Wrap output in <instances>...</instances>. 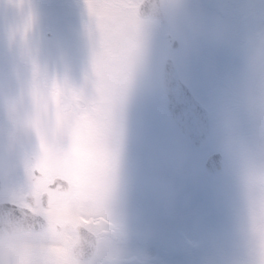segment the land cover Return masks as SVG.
<instances>
[{"label":"rangeland","instance_id":"1","mask_svg":"<svg viewBox=\"0 0 264 264\" xmlns=\"http://www.w3.org/2000/svg\"><path fill=\"white\" fill-rule=\"evenodd\" d=\"M138 1L0 0V143L17 147L12 155L0 151L8 185L0 201L20 192L35 168L60 175L71 181L74 199L85 201L68 216L115 219L113 264H158L141 214L148 185L169 170L199 176L208 156L220 152L224 170L210 178L226 227L185 235L179 244L191 253L206 250L207 264H238L241 254L264 264V160L236 132L242 98L228 78L238 65L215 17H259L264 0H163L167 27L138 18ZM168 34L179 42L175 51ZM216 54L227 57V67L200 100L210 112L212 141L196 151L167 116L163 63L171 57L190 87L197 64L214 72ZM56 209L54 202L50 212ZM31 245L28 236L27 253L0 246V264H62L40 248L30 253Z\"/></svg>","mask_w":264,"mask_h":264},{"label":"snow or ice","instance_id":"2","mask_svg":"<svg viewBox=\"0 0 264 264\" xmlns=\"http://www.w3.org/2000/svg\"><path fill=\"white\" fill-rule=\"evenodd\" d=\"M212 62L214 72L197 64L189 80L190 90L185 89L191 102V115L187 119L181 116L179 126L194 148L199 146L201 137L195 132L193 122L204 115L197 98L206 99L212 80L223 73L228 60L225 55L216 54ZM213 167L214 161L209 160L206 170L199 176L180 175L169 170L163 179L148 185L141 214L149 230L146 246L158 258V264H207L206 250L191 253L184 250L179 241L185 235L208 236L226 227V211L210 178Z\"/></svg>","mask_w":264,"mask_h":264},{"label":"clouds","instance_id":"3","mask_svg":"<svg viewBox=\"0 0 264 264\" xmlns=\"http://www.w3.org/2000/svg\"><path fill=\"white\" fill-rule=\"evenodd\" d=\"M215 17L224 25L220 39L232 51L238 65L228 78L229 84L242 98L236 110V132L249 152L264 160V15L241 20L217 11ZM210 127L213 126L210 124ZM16 150L11 143H0V151L8 155ZM0 190L7 191L8 185H0ZM10 210L17 211L15 208ZM237 259L238 264H253L252 254H241Z\"/></svg>","mask_w":264,"mask_h":264},{"label":"water","instance_id":"4","mask_svg":"<svg viewBox=\"0 0 264 264\" xmlns=\"http://www.w3.org/2000/svg\"><path fill=\"white\" fill-rule=\"evenodd\" d=\"M138 14L142 18H157L165 25L169 23V19L164 12L161 0H143L138 7ZM177 47L178 43L174 42L173 48L176 49ZM162 80L163 89L167 97L168 113L176 127L192 144L188 135L182 131L179 126L181 116H184L185 119H187L191 115V102L189 101L185 92V89L189 88L180 80L177 69L173 61L170 59L166 60L165 62ZM200 106L203 109L204 115L202 118L195 119L193 125L195 132L201 137L199 146L196 148L205 149L209 146L211 141V127L209 123L208 112L202 107L201 104ZM209 160L214 161V167L210 170V172L218 173L222 171L223 157L220 154L212 155L208 161ZM5 205L10 206V208H15L17 211L13 213L10 208L5 209ZM43 225L44 224L42 221H40V218L37 215L31 213L28 209H24L12 204L0 203V235L5 233L36 230L40 229V227Z\"/></svg>","mask_w":264,"mask_h":264},{"label":"flooded vegetation","instance_id":"5","mask_svg":"<svg viewBox=\"0 0 264 264\" xmlns=\"http://www.w3.org/2000/svg\"><path fill=\"white\" fill-rule=\"evenodd\" d=\"M50 177V175L41 174L39 177L30 178L25 185L27 192L31 195L35 211H41L46 214V228L40 233L4 236L0 239V246L6 247L16 254H21V252L27 253V250L22 247H24L28 236H30L31 246L33 247L30 249V253H37V249L40 248L41 251L58 258L62 264H96L95 262L92 263V261L81 262L68 257L70 248H72L78 238L80 225L76 218L66 215L69 202L64 200L66 194L62 193V187L57 186L54 189H48L50 188V184L48 183ZM42 189L45 190L43 191ZM44 193H47V203L49 204L45 210H43L42 201ZM19 201L22 202L21 200ZM54 202L57 204V209L50 212ZM41 207L43 209H40ZM97 240L101 241L99 238ZM30 256L33 257V255Z\"/></svg>","mask_w":264,"mask_h":264}]
</instances>
